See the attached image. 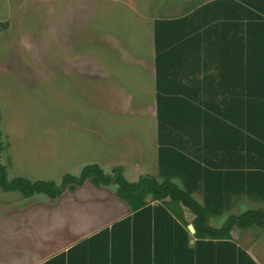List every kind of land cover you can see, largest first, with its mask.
Returning a JSON list of instances; mask_svg holds the SVG:
<instances>
[{
	"label": "rangeland",
	"instance_id": "rangeland-1",
	"mask_svg": "<svg viewBox=\"0 0 264 264\" xmlns=\"http://www.w3.org/2000/svg\"><path fill=\"white\" fill-rule=\"evenodd\" d=\"M210 1L0 0V162L8 177L58 183L103 157L126 162L127 141L151 115L153 20ZM113 188L86 180L53 205L29 209L20 202L29 199L0 190V264L35 263L111 223L118 206L128 209ZM244 232L243 245L255 243L264 264V237Z\"/></svg>",
	"mask_w": 264,
	"mask_h": 264
},
{
	"label": "trees",
	"instance_id": "trees-1",
	"mask_svg": "<svg viewBox=\"0 0 264 264\" xmlns=\"http://www.w3.org/2000/svg\"><path fill=\"white\" fill-rule=\"evenodd\" d=\"M232 19L245 20L247 26L244 28L248 35V43L244 46L248 49V58H239L234 69L247 71L251 86L260 79L264 90V0H212L183 17L157 19L153 23L157 118L169 119V123H158L160 131H178L181 128L187 134L186 122L194 117L193 104L186 98L178 108L162 109L165 82L170 85L171 79L176 78L175 74L169 78L166 72L170 71L169 68H180L182 62L200 54L204 48L220 51L219 58H226V51L232 48H229L230 42L226 43L224 26ZM217 26H222V33H218ZM226 63L227 60L224 65ZM259 73L261 75L257 77ZM227 80L222 76L223 85ZM184 95L189 97L186 93ZM195 109L204 121L215 118L219 122L227 116L223 109H216L215 114L208 106L204 110ZM250 113L255 115L256 110L252 109ZM176 116L180 123H171ZM259 116L264 118V109ZM1 136L0 132V156L4 149ZM178 150L182 153L170 147H160L158 176L146 175L134 183L128 182L120 170L114 169L107 174L95 163L82 167L78 175L66 173L58 183L23 176L10 179L7 167L0 162V190L18 193L25 199L37 195L56 199L66 191L74 192L88 180L96 187L115 186L116 197L128 207V216L43 264H256L246 251L236 245L231 233L235 228L264 230V209L230 215L220 227L211 226L210 218L222 212L230 190L228 178L233 174L208 169L202 173L196 169L198 164L186 155L187 151L183 148ZM171 151L175 153V159L169 163L167 156ZM172 165L179 171L166 172V167ZM175 177L181 179L183 187L172 181ZM157 178H162L161 182ZM194 179H201L207 186L202 190V203L191 196L194 190L188 183ZM210 179L216 181L213 190L208 187ZM234 192L241 194V190ZM147 197L150 200L147 201ZM182 208L193 216V235L187 229L189 223L179 214ZM192 237L194 243L190 245Z\"/></svg>",
	"mask_w": 264,
	"mask_h": 264
},
{
	"label": "crops",
	"instance_id": "crops-1",
	"mask_svg": "<svg viewBox=\"0 0 264 264\" xmlns=\"http://www.w3.org/2000/svg\"><path fill=\"white\" fill-rule=\"evenodd\" d=\"M202 5L178 16L156 18L153 20V23L157 19L183 17ZM227 24L224 26V33L227 36L226 43L230 42L229 48L232 49L226 51V58L223 56L219 58L220 51H212L210 48H204L200 50V54L195 55L193 58L189 57L188 60H185V63L182 62L180 68H169L170 71L165 74L169 78L175 74L176 78L171 79L170 85L165 82L161 98L162 109L178 108L183 105L184 102L182 99L184 98L193 104L194 117L192 120H187L186 122L188 123V128H186L188 131L187 134L181 128L178 131H160L158 128L159 122L166 124L169 123V119L164 117L162 120H158L157 118L155 53L153 47L150 67L154 86L152 84L149 99L150 107L148 105V108L151 109L149 111L151 115L147 119H143V121H146L144 128L143 125H139L140 128H136L139 131L137 132L135 130L134 138L127 141L130 143L131 156L130 158L129 156L126 158V162L123 160L117 161L118 159L109 160L103 157V159L95 163L107 174H110L114 169L120 170L128 182L134 183L146 175L158 176L160 147H170L178 152H180L178 149L183 148L187 151L186 155L198 164L196 168L198 171L203 173L207 172L206 169H208L212 172L233 174L228 178L230 190L229 195L226 196L223 203L221 214L213 215L210 218V225L213 227H220L230 215H239L247 210L264 209V118L259 116V112L264 109V90L260 79H258L256 85L251 86L250 74L240 68L234 69L237 66L235 62H238L237 60L239 58L242 60L248 58V49L244 47L248 43V35H246L245 31L247 22L242 19H234V21L232 19ZM217 29L218 33H222V26H217ZM240 45L243 47L241 50ZM243 55H245V58ZM218 60L222 62V65H219ZM225 60H227V63L224 65ZM189 61H193V63L190 64ZM94 75L95 72H92L91 76ZM105 75L106 73L104 72L103 76L105 77ZM260 75V73L257 74V77H260ZM222 76L225 77V80L228 78L225 85H223ZM184 93L189 97H186ZM206 106L213 110L212 114H215L214 111L216 109L225 110L226 118L220 119L219 122H216L215 118H210L207 121L201 120L195 107L204 110ZM252 109L256 110L255 115L250 113ZM171 123L177 124L180 123V120L176 116L172 119ZM99 141L100 144L102 141H106L105 133H102ZM173 158L175 159V153L173 151L168 152L167 161L170 163ZM165 171L178 172L179 168L173 165L167 166ZM157 180L161 182L162 178H157ZM172 181L177 186L183 187L179 177L173 178ZM188 185L194 190L191 195L194 200L202 203V190L207 186L201 179H194ZM215 186L216 181L210 179L208 184V187L211 188L210 190H213ZM234 190H241V194L235 193ZM111 193L115 194V186L111 190ZM146 200L148 201L150 198L147 197ZM56 201L57 199L38 200L36 198L20 200L23 209H29L38 202H46L49 205H53ZM23 204L26 205L23 207ZM116 209L114 212L117 215L111 219V223L84 233L81 238L73 240L70 244L65 245L52 254L46 255L43 259L40 258L32 264H43L50 258L66 252L80 241L93 236L105 228H109L113 223L129 215L128 209H124L121 206H118ZM179 214L189 223L188 226L192 225L191 220L193 216L186 209L182 208ZM217 222L222 223L219 225ZM249 229L240 230L235 228L231 233L232 239L238 247L252 257L256 264H259L253 252L255 243L252 246L251 244L248 246L243 245L244 231ZM255 229L258 232L254 234L256 235L254 242L258 238L264 237V230ZM189 233L193 235L195 232L191 233L189 231ZM193 243L194 239L192 237L190 245H193Z\"/></svg>",
	"mask_w": 264,
	"mask_h": 264
},
{
	"label": "water",
	"instance_id": "water-1",
	"mask_svg": "<svg viewBox=\"0 0 264 264\" xmlns=\"http://www.w3.org/2000/svg\"><path fill=\"white\" fill-rule=\"evenodd\" d=\"M82 169V168H81ZM43 197V198H42ZM32 198H36V199H43V200H54V199H50V198H48V197H45V196H43V195H37V196H34V197H32ZM188 230L191 232V233H194L195 232V230H194V228H193V226L192 225H189L188 226Z\"/></svg>",
	"mask_w": 264,
	"mask_h": 264
}]
</instances>
